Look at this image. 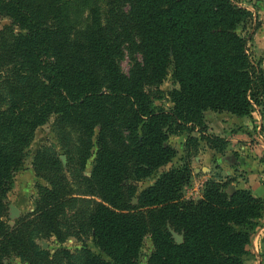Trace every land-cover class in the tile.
Masks as SVG:
<instances>
[{"label":"trees","instance_id":"obj_1","mask_svg":"<svg viewBox=\"0 0 264 264\" xmlns=\"http://www.w3.org/2000/svg\"><path fill=\"white\" fill-rule=\"evenodd\" d=\"M102 1L0 0V23L10 21L0 31V264L15 256L48 263L36 240L65 239L58 217L77 195L99 199L83 225L101 254L85 249L80 264H141L147 238V264H246L264 201L229 194L215 179L199 200L184 190L201 143L227 148L206 133L204 114L245 117L264 103V73L239 33L251 13L237 0ZM126 51L140 56L129 74L119 65ZM171 73L172 107L157 108ZM52 118L67 165L39 151L35 167L51 188H42L36 216L10 228L14 177ZM186 131L200 137L190 139L181 165L139 192L137 183L177 158L169 140ZM67 171L79 178V194Z\"/></svg>","mask_w":264,"mask_h":264},{"label":"rangeland","instance_id":"obj_2","mask_svg":"<svg viewBox=\"0 0 264 264\" xmlns=\"http://www.w3.org/2000/svg\"><path fill=\"white\" fill-rule=\"evenodd\" d=\"M237 1L252 15L250 20L239 29V33L247 38L249 53L255 64L264 73V0ZM106 3L107 0L102 1L101 6L104 8ZM9 24V20H2L0 31H3ZM136 58L140 59V56L132 55L130 51H126L119 60L120 68L125 74H129ZM175 87L178 86L174 83L171 73L159 88L162 99L155 102L157 108L168 110L172 107L168 94ZM242 119L244 120L241 121ZM54 121L52 118L46 125L37 129L31 145L26 150L25 166L14 177L13 188L8 195L9 210L5 218L10 228H15L18 222L24 219H32L36 216L37 208L43 205L42 188H51L49 182L44 179L43 175H40L41 173L35 167L39 151H46L48 155L59 154L60 160L65 166L67 165V158L62 155L63 151L54 129ZM204 125L206 133L224 139L227 142V148L221 154L208 148L205 143H201L198 154L190 159L192 178L184 190L185 198L187 200H199L203 195L206 182L215 179L221 184L227 185L226 191L229 194L236 190H245L264 201V195L258 191L261 188L259 183L253 181V185L247 187L250 185L248 171L257 172V174L264 172V103L254 107L251 114L245 117L208 111L204 114ZM199 137L198 131L192 133L186 131L183 134L171 136L169 144L178 152L177 158L168 166L155 172L151 178L137 183L139 192L153 185L163 173L179 167L183 158L186 157L185 150L190 139ZM62 157H65V161L62 160ZM221 158L226 162L221 163ZM247 160L256 164L253 163L248 167V164L245 163V167L240 169V163ZM92 162L93 159L89 161L84 175H90ZM223 166L233 170L232 173L226 174ZM67 177L70 185L75 186V193L79 194L77 189L80 183L79 178L71 175L68 171ZM77 196L78 202L66 206L63 213L58 217L59 229L64 234L65 239L59 241L56 237L43 238L40 236L36 240L41 251L48 255V263L46 264H80L79 256L85 249L91 250L97 255L101 254L94 245L91 233L83 225L85 223L84 214L87 213L88 209L91 210L92 202L99 201V199ZM72 197L75 198L76 196L73 195ZM88 202H90L89 205ZM173 237L176 241L182 238L174 232ZM257 250L261 264H264V213L253 235L246 264L259 263ZM152 252V242L150 238H147L141 248L140 263L147 264ZM10 263L29 264L16 256L10 259Z\"/></svg>","mask_w":264,"mask_h":264},{"label":"crops","instance_id":"obj_3","mask_svg":"<svg viewBox=\"0 0 264 264\" xmlns=\"http://www.w3.org/2000/svg\"><path fill=\"white\" fill-rule=\"evenodd\" d=\"M244 119H242L241 121H243ZM222 159V158H221ZM221 161V163H225L226 161H224L223 159L222 160H220ZM245 163H247L248 164V167H250L251 166V164H253V163H255V162H252L251 163V161H249V160H247V161H245L244 163L243 162H241L240 163V169H242V168H244L245 167ZM256 164V163H255ZM254 164V165H255ZM223 169H224V172L226 173V174H230V173H232V171L233 170H231L229 167L227 168L226 166H223ZM236 169H238L237 167H236ZM236 169H235V171H236ZM248 173H249V179H250V185L249 186H247V187H250L251 186V184L253 183V181H256L257 183H259L260 185H261V188H260V190H258V191H260L261 192V195H264V172H261L260 174H257V172H253V171H248ZM256 176H258V177H256ZM253 185V184H252ZM254 193V192H253ZM257 258H258V260H259V263H257V264H261V261H260V258H259V251L257 250Z\"/></svg>","mask_w":264,"mask_h":264},{"label":"water","instance_id":"obj_4","mask_svg":"<svg viewBox=\"0 0 264 264\" xmlns=\"http://www.w3.org/2000/svg\"><path fill=\"white\" fill-rule=\"evenodd\" d=\"M62 160L65 161V157H62ZM177 243H182V238L180 240L177 241Z\"/></svg>","mask_w":264,"mask_h":264}]
</instances>
